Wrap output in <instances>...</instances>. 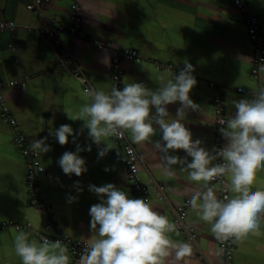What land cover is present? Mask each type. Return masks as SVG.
I'll return each instance as SVG.
<instances>
[{"label":"crops","instance_id":"1","mask_svg":"<svg viewBox=\"0 0 264 264\" xmlns=\"http://www.w3.org/2000/svg\"><path fill=\"white\" fill-rule=\"evenodd\" d=\"M70 1L41 0L28 9L27 4L33 0H0V21H13L16 25L13 32L0 30V44H12L11 48L3 47L11 62L0 52V67H5L0 68V73L5 81H23L22 85L3 91L16 128L28 145L33 139L47 137L51 147V151L39 154L44 173L38 176L39 196L51 205L57 226L48 233H66L73 239L86 240L92 235L90 207L101 202L89 191V185L110 183L136 198L125 168L113 160L112 150L99 158V148L87 130L79 132L83 121L69 120L65 113L76 112L90 102L84 87L111 91L113 57L135 50L138 61L120 60L123 86L137 82L152 90L160 86L161 78L166 82L178 75L185 61L193 65L197 84L189 95L199 108L187 110L182 120L193 139L201 140L210 152L215 148L214 96L222 94L228 118L235 113L233 100L250 99L252 93L264 87V73L257 79L250 74L253 45L242 15L230 0H79L81 22L75 33L69 32ZM246 1L258 17L264 37V0ZM49 18L55 19L52 26L56 30L64 28L57 33L58 43L38 32L42 21ZM82 77L86 78V85L81 82ZM167 107L168 119H175L179 102ZM64 124L73 128L76 142L70 136L69 143L61 146L50 131ZM124 133L140 161L142 181L152 187L149 201L176 225L170 239L191 248L190 256L177 262L173 254L168 264H226L218 253V240L210 225L191 206L193 196L204 190L203 182L190 180L188 172L179 165L172 166V175L165 173L161 153L154 147L159 133L152 142L142 145L133 143L128 131ZM13 136V128L0 119V220L30 222L31 228L24 231L39 240L36 232L44 231V217L28 204L25 159L13 144ZM110 142L114 147L112 138ZM77 145L91 146L90 152H80L88 171L79 177L65 175L58 160L65 152H75ZM172 154L186 156L182 150ZM77 183L82 191L77 190ZM208 186L218 195L215 183L209 182ZM258 189L264 190V168L256 173L253 190ZM228 190L229 198L235 195ZM69 196L76 197V201L69 203ZM180 208L185 216L176 224ZM17 232L11 227L0 230V264H21L14 250ZM233 264H264V221L258 232L235 241Z\"/></svg>","mask_w":264,"mask_h":264},{"label":"clouds","instance_id":"2","mask_svg":"<svg viewBox=\"0 0 264 264\" xmlns=\"http://www.w3.org/2000/svg\"><path fill=\"white\" fill-rule=\"evenodd\" d=\"M261 69L264 70V64ZM194 71L193 65L185 61L179 74L166 82L161 78L156 90L137 82L126 83L122 89L114 86L110 92L86 89L84 95L90 102L76 112L65 110V113L69 120L83 121L79 132L87 130L88 137L99 148V158L113 150L111 138L120 137L125 130L132 142L140 145L152 142V137L159 133L160 139L154 142V147L161 153L165 173L172 175V166L179 165L188 172L190 180L203 182L204 190L193 196L191 206L210 225L218 241H239L249 233L258 232L264 221V190H253L256 173L264 168V87L250 99L232 101L234 115L220 120L219 131L225 144L210 152L201 140L193 139L182 120L187 110L199 108L189 95L197 84ZM177 102L180 107L176 118L169 120L167 106ZM50 135L61 146L69 143L70 136L76 142L74 130L68 124L51 130ZM29 147L38 155L51 151L47 137L33 139ZM180 150L186 153L184 158L172 154ZM82 151L90 152L91 146L77 145L75 152H65L59 158L58 164L65 175L79 177L88 171L86 161L80 156ZM225 176L226 187L235 195L220 199L208 184ZM76 188L82 191L78 183ZM89 191L101 202L90 207L92 235L83 240L77 264H168L173 254L177 262L191 255L188 244L170 239L176 225L156 211L150 201L131 198L110 183L99 187L89 185ZM76 199L69 196L68 202ZM14 250L21 264H71L66 243L43 235L37 240L20 229L14 238Z\"/></svg>","mask_w":264,"mask_h":264},{"label":"built area","instance_id":"3","mask_svg":"<svg viewBox=\"0 0 264 264\" xmlns=\"http://www.w3.org/2000/svg\"><path fill=\"white\" fill-rule=\"evenodd\" d=\"M41 0H33V2L27 4L28 9H32L34 5L40 3ZM233 7L242 15L244 25L246 28V33L253 45L252 52V64L250 68V74L254 79L259 78V76L264 73V70L261 69V65L264 64V37L261 33V27L258 20V17L253 14L247 5L246 0H230ZM80 7L79 0H71L69 4V19L71 21V26L69 28L70 33H75L80 27L81 18L79 16L78 10ZM55 19L49 18L42 21L38 27V32L46 38H51L55 43H58L57 33L58 31H63V27H58L56 30L52 24H54ZM16 28V25L13 21H0V30H8L13 32ZM139 60L135 50H125L120 52L117 56L111 59L110 68H111V85L112 87H117L118 89L123 88L122 75L123 71L120 66V60ZM77 75V74H76ZM81 82L83 85H86V78L82 77ZM23 84L22 80H8L5 81L2 78L0 73V119L3 123L10 125L14 130L13 144L21 153L25 159L26 167V186L27 193L29 196L28 204L35 207L39 213L44 217L43 232H36V235L39 239L41 235L46 236L48 239L55 241L61 240L69 248L71 264H77L79 256L83 251V240L73 239L66 233H58L51 235L48 232L51 230L57 229L55 224L54 215L52 213L51 205L48 202L41 200L39 196V179L38 176L44 173V167L42 166L39 155L33 152L25 136L16 128L17 122L13 117L8 104L5 101L3 96V91L6 88H12L15 86H20ZM211 86H214L213 83H210ZM88 89L84 87V91ZM237 90L241 91L242 89L238 88ZM252 93L251 95H253ZM214 112H215V132H214V147L216 149L223 148L225 141L219 131L220 120L223 118L227 120L225 113V106L223 102V96L221 93H218L214 96ZM114 141V147L112 152L113 160L121 164L126 171L128 180L131 183L132 189L136 194V198H143L149 201L150 199V187L149 184L142 181L141 175L139 173V159L136 154L134 147L126 141L125 133L120 137H112ZM217 185V197L223 199L224 197H229V190L226 185L228 184L226 176L217 177L210 181ZM179 215L175 220V223L178 224L185 216L183 208L178 209ZM13 228L15 231L20 230H29L31 228L30 222L23 224L15 223L12 220L4 221L0 220V230L6 228ZM218 253L220 257L225 261L226 264H233L234 250H235V241L230 239L228 241H218Z\"/></svg>","mask_w":264,"mask_h":264},{"label":"water","instance_id":"4","mask_svg":"<svg viewBox=\"0 0 264 264\" xmlns=\"http://www.w3.org/2000/svg\"><path fill=\"white\" fill-rule=\"evenodd\" d=\"M3 18H8V17H3ZM7 46H8V48H11L12 47V44H11V42H7V43H1L0 44V52L2 51L4 54H2V57L4 58V59H6L7 61H9V62H11V58H10V56H8L7 54H8V52H6L5 50H4V48L3 47H5V48H7ZM6 52V53H5ZM13 59V58H12ZM13 62V61H12ZM1 70H3L5 67H4V65H1Z\"/></svg>","mask_w":264,"mask_h":264}]
</instances>
